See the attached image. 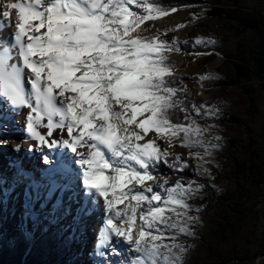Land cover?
I'll list each match as a JSON object with an SVG mask.
<instances>
[{"label": "snow or ice", "instance_id": "1", "mask_svg": "<svg viewBox=\"0 0 264 264\" xmlns=\"http://www.w3.org/2000/svg\"><path fill=\"white\" fill-rule=\"evenodd\" d=\"M176 11L157 0H0V146L38 153L46 165L59 150L76 166L29 185L21 215L30 225L96 216V264H185L203 208L191 202L213 186L220 109L194 102L170 57L181 43L215 40L163 39L200 19L190 13L163 31L154 23ZM202 54L210 53L185 52ZM214 79L195 77L201 90ZM16 116L21 143L6 135ZM13 175L24 180L20 170ZM17 188L5 179L10 202ZM5 207L0 200V225L15 219ZM23 224L7 235L0 227V243H31L35 234Z\"/></svg>", "mask_w": 264, "mask_h": 264}, {"label": "rangeland", "instance_id": "2", "mask_svg": "<svg viewBox=\"0 0 264 264\" xmlns=\"http://www.w3.org/2000/svg\"><path fill=\"white\" fill-rule=\"evenodd\" d=\"M163 4L168 7L165 2ZM184 5L188 7L176 6L180 17L178 23H187L190 13L200 14V19L162 38L171 40L176 36L183 42L200 36L215 40L214 45L207 46L181 43L183 67L173 55L170 59L179 66L177 74L184 78L194 102L206 101L220 109L214 123L215 132L222 137V147L214 154L215 164L210 166L213 177L210 183L213 186L206 187L203 199L191 202L194 206L203 205V208L194 237L186 239L191 248L185 264H264V176L258 175L264 157V86L255 76L249 80L235 79L236 65H245L253 70L252 58L261 52V47L264 49V26L258 31L243 27L232 19L261 21L264 0H191ZM223 13L228 18L222 16ZM171 27L174 25L160 30ZM185 52L210 54L195 56L185 55ZM207 72L213 73L215 79L204 81L205 88L201 90L195 77ZM197 92L200 95H196ZM251 166H254V171H251ZM22 168V172L30 175L26 164ZM5 179L12 180L4 178L0 181L1 187ZM171 179H176V176H171ZM14 181L24 190L17 188L16 199L12 202L7 200V203H12L11 207L28 200L29 184H36L26 179L15 178ZM200 182L208 184L206 179ZM11 212L15 216L13 209ZM21 219L20 215L15 219L11 216L5 219L12 224L11 232ZM56 226H61L59 241L67 240V247L61 257L55 259V264H60L61 259L62 263L65 262L63 264H96L99 257L93 255V250L88 253L84 245L81 246L84 252L75 249L80 234L75 229H67L61 218L58 223L52 221L44 224L41 231L36 230V237L26 245V251L29 252L36 240H41ZM23 227L26 229L25 224ZM11 232L4 231L5 235ZM47 255L50 253L41 255L36 263H49Z\"/></svg>", "mask_w": 264, "mask_h": 264}, {"label": "bare ground", "instance_id": "3", "mask_svg": "<svg viewBox=\"0 0 264 264\" xmlns=\"http://www.w3.org/2000/svg\"><path fill=\"white\" fill-rule=\"evenodd\" d=\"M179 21H180V17L178 15V12L176 11L174 13H170L169 16L158 18L154 23L156 24V26L159 29H161V28H164L168 25H175ZM172 55L174 57H176L177 59H179L181 67H183L184 64L182 62L183 59H182L181 54L180 53H178V54L173 53ZM13 119L16 121V123L10 122V127H9V130H8L6 135L11 141H14L15 143H21V141L24 140L26 137V134L22 131V125L19 123L21 118L19 116H16ZM27 143L28 142L24 143L25 149L27 148ZM68 155H71V154H68ZM25 164L27 167L26 170L31 171L30 175H27L26 173L21 171L23 169L22 167H25ZM65 166H67L69 169L76 167L74 164H71L68 161L63 160L62 154L60 153L59 150L52 153L51 165H46V164H44L43 159L40 157V155L38 153L27 152V151L16 152L13 150V148L10 145L9 146H0V181H3V179L6 177L12 178V180L14 181V179L16 177L13 174L17 170H20L23 173L24 179L28 180V182L30 181V182H34V184L36 183L35 185H37V184L41 185L43 182H45L47 180V178L49 176L61 175L63 172V168ZM53 169H56L55 173H53V171H52ZM2 193H4V194H2ZM56 196L57 197H64L65 199H67V197L65 196V194L63 192H60L59 194L56 193ZM0 200H2L3 204L6 206L4 208V211H8V209L10 208V209H13V213H15V216L20 215V217H22L26 229L31 227L33 233L35 234L34 235V238H35L36 237V230L41 231L43 225H37L35 223L30 225L28 218L23 217L21 215L23 208H25L27 206V199L24 200L23 202H21L20 205L16 204L13 207H11L12 203H9V202L7 203L8 199H7L6 192H3L2 187L0 186ZM54 203H55V201H54ZM74 216L76 217L75 219L73 218ZM61 221H63L65 223V225L67 226V229H70V230L75 229L80 234V236L78 237L79 239L78 238L76 239V245H75L76 250H78L80 252H84L83 248L86 247V251L89 253L94 249L97 229L99 227V220L96 216H91L86 221L81 222L79 219V213L74 212L72 215H66L65 217H62ZM0 227H2L3 230L6 232H11V230L13 229L10 221H7V220L4 221L2 223V225H0ZM56 227H58V226H56ZM53 228H55V227H53ZM58 228L61 229V226H59ZM80 238L82 241H80ZM44 241H45V239H44ZM41 244H42V241H41ZM83 245H84V247L82 248L81 246H83ZM43 246H45V245L43 244ZM48 246H49V243H48ZM45 248H46V246H45ZM63 251H64V249H63ZM63 251H62V253H63ZM51 255H49V256L47 255L48 256L47 261L51 260ZM21 256H22V254H21Z\"/></svg>", "mask_w": 264, "mask_h": 264}, {"label": "trees", "instance_id": "4", "mask_svg": "<svg viewBox=\"0 0 264 264\" xmlns=\"http://www.w3.org/2000/svg\"><path fill=\"white\" fill-rule=\"evenodd\" d=\"M163 1L167 4L166 6L169 7V6L184 5L191 0H160L159 2H161L162 6H164ZM221 15L228 18L227 14L225 13ZM232 19H234L237 23H239L243 27L251 28L258 31L264 26V17H261V21L255 20L254 18L241 19L234 17ZM252 63H253L252 64L253 70L247 68L245 65H236L235 79L249 80L253 78V76H255L257 79L261 80L262 85L264 86V49L262 47H261V52H259L257 56L252 58ZM263 131H264V126H263ZM255 158H257V156H255ZM262 159L263 160L261 161V173L258 172V175L261 177L264 176V157H262ZM252 170L254 171V166L252 167L251 171ZM52 231L46 233L41 240L36 241V244L29 249V252L26 251V244H24L23 242L17 244L15 247L11 246L10 244L0 243V264H37L36 261L42 258L41 255L42 254L44 255L45 253L47 254L48 252L50 253V255L52 253L54 255L52 254L51 260L48 261L49 263L45 262V264H55L54 263L55 259L60 258L63 249L65 250V248L67 247V240L66 242L59 241V237L61 235V229H59L58 227L53 228ZM48 243L50 247L48 246ZM43 244L46 246V248L45 246H43ZM53 256L54 258L52 259ZM60 261L62 262V260ZM60 261H59L60 264L65 263V262L61 263Z\"/></svg>", "mask_w": 264, "mask_h": 264}]
</instances>
